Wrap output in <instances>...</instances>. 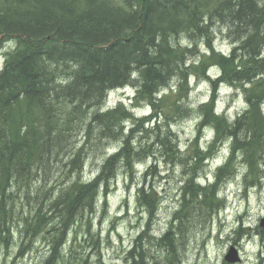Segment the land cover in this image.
<instances>
[{
    "label": "bare ground",
    "instance_id": "obj_1",
    "mask_svg": "<svg viewBox=\"0 0 264 264\" xmlns=\"http://www.w3.org/2000/svg\"><path fill=\"white\" fill-rule=\"evenodd\" d=\"M48 8L51 9L49 4ZM85 8L82 5L80 10ZM130 10L133 12L135 8ZM217 11L219 10L214 11L212 19L217 15ZM171 17V20L174 19L168 27L171 33L165 36L169 41V50L179 49L175 55L168 49L167 57L160 58V54L154 53L138 66L131 62V66H135L126 71L122 81L121 78L120 82L100 81L92 86H88L82 77V65L64 62H71L68 60L78 55V51L71 48L72 44L81 39L76 30L69 31L70 36L60 35L56 40L54 32L56 27L61 26V22L56 20L51 24L52 29L39 37L34 36V51L37 53L35 55H47L52 52L61 59V63L42 62L46 65L39 64L35 73H30L29 86H33V89L22 86V89L27 91L24 94L27 102L24 101V104H34L28 108L31 113H36L34 117H37V120L32 121L33 128L32 131L29 129V136L23 137L24 148L18 156L14 155L13 151L0 153V193H3L0 199H4L0 210L7 213L5 219L11 220L13 213L22 209L25 202L28 206H33L31 217L34 223L39 224L38 226L26 222L23 225L25 237L21 240L18 257H23L24 251L32 252L33 247L37 246L38 249H46L48 252L35 264H90L93 260L95 264H104L100 244L94 241L96 251L91 253L81 245L77 236L85 232L92 239L100 237L99 234H94L92 224L88 225L86 221L93 223L96 218L101 207L96 210L97 199L111 195L112 191H115L114 186L117 188L118 173H121V166L127 162V157L132 159L134 167L122 171L126 176L125 181L128 180L125 195L130 197L131 191L136 188L137 208L143 211L144 215L149 208L153 211L146 221L144 216L140 218V225L133 239L140 243L129 250L132 253L128 252L123 258V264H181L172 262L167 255L160 259L151 250L147 254L144 241L145 246L151 248L154 243H165L175 238L179 250L192 245L199 254L212 252V239H216L215 230L218 229L217 235L222 234L223 229L226 230L232 225V222L226 219L219 222L216 216L222 211L225 214L233 212L236 208L234 202L227 200L229 195L226 188L240 191L243 189L246 193L252 189L262 191L264 158L262 161L257 158L254 160L241 149L253 147L255 134L251 133L250 127L253 124L246 115L249 109L246 97L255 84L264 88V70L258 75L251 72L242 83L234 78L230 81L221 80V71L217 66L219 62L222 63L224 57H230L233 47L239 52V59L240 54L243 58L247 56V47L242 42H231L232 48L228 52L217 49L221 46L218 44L221 36L236 38L235 29L220 22L216 25L204 22L193 26L196 13L185 19L179 13L173 12ZM131 29L133 26L127 25L119 37L111 38L103 47L106 49L120 44L123 46V43L128 42L129 35L134 37L127 32ZM10 40L15 42L16 38L12 37ZM13 42L7 41L5 48L0 49V59L2 58L3 62V54L9 51L6 46ZM249 58H252L251 54ZM160 62H168L170 74L159 69L162 66ZM251 63L248 65L236 61L223 62L224 65H229V70L237 69L240 74L253 71ZM203 71L209 74L204 77L200 74ZM165 73L166 75H163ZM10 82V89L21 88L13 79H10ZM41 82L47 85L48 90L41 88ZM207 84L209 88L203 91L200 87ZM202 97L206 99L202 100ZM223 97L232 99L231 102L236 107L235 113L231 112V108L219 109L218 105ZM240 97L245 100V108L236 103L240 102ZM262 114L264 119V111ZM102 116L109 119H106V123L98 125ZM184 124V129L179 132ZM188 129L191 130L190 136L185 138ZM115 132L131 136H117L114 139V142L119 143L117 148L106 145L104 153L97 154V150L104 148V139L101 136ZM181 138H185L188 143L184 150L179 144ZM232 138L238 140L235 142ZM153 139L162 143L155 145ZM167 143H173L178 158L169 154L171 148ZM222 154H225L224 159H220ZM98 156L104 157L101 165ZM198 159L202 161L201 168H195ZM34 162L39 164L36 166ZM166 167L170 172L164 170ZM110 170H115L117 175H109ZM141 170H144L143 180L137 178L143 173ZM90 172L96 175L87 179ZM102 172L107 176L106 182L100 179ZM154 179L180 188L178 199L167 202L172 212L166 222L167 227L161 234H154L153 231L161 204L166 198L163 200L159 196L153 183ZM93 183H97V186ZM91 185L97 189L88 188ZM195 186L196 189L200 188L199 192L202 193L199 194L200 202L197 204L200 210L197 213L198 222L184 217L187 206L183 201V194L190 195L189 192ZM35 187L37 189L33 194ZM42 191L47 192L46 195ZM203 193H206L204 198ZM84 194L86 201L73 208V201ZM211 195L212 200L209 197ZM215 200L219 202L211 208ZM104 206L105 209L108 208L106 201ZM54 217L62 220L59 221L60 224H66L61 225L64 230L59 224L52 223L53 230L43 232L44 221L54 220ZM116 217L120 220L122 216ZM112 223L114 225V222ZM240 229L243 228L240 226ZM256 233L264 243V218L260 220ZM0 240L6 243L8 248V244L12 242L10 227L0 226ZM236 245L227 248L228 251L222 258L223 264L242 262ZM157 249L166 254L167 249L161 246ZM231 250L237 252V260L231 256Z\"/></svg>",
    "mask_w": 264,
    "mask_h": 264
},
{
    "label": "trees",
    "instance_id": "obj_2",
    "mask_svg": "<svg viewBox=\"0 0 264 264\" xmlns=\"http://www.w3.org/2000/svg\"><path fill=\"white\" fill-rule=\"evenodd\" d=\"M116 1L117 2L114 0H0V49L5 48L4 46L7 44V41L13 42V40H10L12 37L16 38V41L13 42L15 44V49H13L12 46L6 54H3L5 59L3 68L0 71V104H2L0 108V153L13 151L14 155L18 156L19 152H22V148H24L25 140L23 137L29 136L28 133H30L33 128H31L32 121L37 120V117H34L36 113H31V110L28 108L32 104L29 102L26 103L27 105L24 104V101L27 102L26 99H24V94L27 91H25V89L23 90L22 86L24 88L33 89V86H29L31 84L29 78H31L32 73H35V69L39 64L46 65L51 64V62L61 63V59H58L52 52L47 55L40 54L36 56L35 54L37 53L34 51L35 46L33 44V42H35L34 36L39 37L42 33L52 29L51 24L56 20L61 22V26H58V28L56 27L54 32L56 34L55 38L57 36L56 40L60 35L65 36L68 34V36H70L69 31L71 30H76L75 32H77L81 38L79 42L71 45V48L78 51H76L78 53L77 57L75 56L74 59L68 60L71 62H64L79 66L82 65V77L85 79L86 83H88V86H92L100 81L120 82L119 78H121L122 81L126 75V71L133 69L135 65L138 66L141 61L148 60L154 53L160 54V58H162V56L167 57V49L169 50L170 47L168 46L169 41L165 34L171 33L168 27L174 20H171L173 12L179 13L180 16L185 19L187 17L190 18L193 13H196L193 26H197L198 23L203 24L204 22L216 25L220 22L226 27L234 28L236 38H233V43H245L247 47V56L245 58L240 54L239 59V52L237 53L236 47H233L230 52V57H224L221 60L222 63L219 62L217 67L221 71V80L225 81L226 79L230 81L231 78H234L240 80L242 83L251 72L258 75L264 70V0ZM48 4L51 6V9H47ZM82 5L86 7L84 10H80ZM131 8H135V11L131 12ZM216 9L219 11H217V15L215 17L213 16L214 18L212 19L211 16ZM127 25L133 26V29L127 32L133 34L134 37L129 35L128 42L123 43V46L120 44L119 46H110L105 49L103 46L107 44L111 38L119 37V35L122 34V30ZM118 50L122 51L119 52ZM178 50V48H173L169 51L175 55ZM159 51H161V53ZM249 54L252 55V58H249ZM228 61H236L248 65L252 62L251 66L254 70L246 74H240L239 70H229V65L226 66L223 64V62ZM42 62L46 64H42ZM131 62L135 63V65L131 66V64H133ZM160 64L162 65L159 67L161 71L167 74L171 73L169 72L170 65L168 62H160ZM141 72L143 73L144 69H142ZM166 73L163 75H166ZM200 74L205 77L206 71ZM10 79H13L14 83L21 88L16 90L10 89ZM85 81L83 80V84H85ZM39 85L41 88H44V91L48 90L47 85L42 82L39 83ZM7 91L10 93L7 94ZM247 93L248 97H246V102L247 104L249 103V109L246 115L249 122L253 124L250 129L251 133L255 134V140L253 141V147L250 149L243 148L241 150L245 152V155L250 154L252 159L256 160L255 158H257L262 161L264 158V119L261 105L264 103V88L255 84ZM21 106H24V108H21ZM32 106H34V104ZM205 115L204 113V116ZM106 119L109 118L102 116V118L98 120L99 122L97 121L98 125L106 123ZM123 134L124 133L121 132H115L101 137L105 142L107 141L106 139L112 140L117 136H122L123 138ZM124 136L128 138L131 135ZM232 139L235 142L238 140L237 138ZM153 140L155 141V145L157 143H162L160 140ZM167 144H169L171 148L168 151L169 154L174 158H178L179 156L175 151L173 143ZM126 159L127 162L121 166L123 171L128 168L133 169L134 167L133 162H131L132 159L128 157ZM37 164L39 163L34 162V165L37 166ZM202 165L201 159H198L195 168H201ZM115 172V170H110L109 175L114 177L117 175ZM100 179L104 182L108 180L103 172L102 178ZM93 184L97 186V183ZM94 185L88 188L97 189ZM199 189L200 188L196 189L195 186V188L189 192L190 195L183 194V201L187 206L184 217L187 220L198 221L197 213L200 212V210L197 204L200 202L198 200L199 194H202L199 192ZM2 194L3 193H0V198ZM205 194L206 193H203V198L206 197ZM85 196L86 194L73 201V208L80 202L83 203L86 201ZM209 197L212 200V195ZM218 202L219 201L215 200L210 207L216 206ZM1 203L4 204V199H0V209L3 207ZM152 211L153 209H148L150 216H152ZM5 214L7 213L0 210V226L8 228L10 219H5ZM61 215L63 216V213ZM70 218H72V216ZM58 219L60 218L54 217V220L44 221V223L46 225L48 222L52 221L60 226L62 224L66 226L64 223L60 224L59 221L61 222L62 220ZM61 228L64 230L62 226ZM175 240L174 238V240L165 243L157 242L154 243L153 246L157 248L161 246L167 249L168 252L166 251V255L169 256L168 259L172 262L179 263L181 260L179 259L180 256H177L176 253L178 247ZM138 243L140 242L135 240L131 249L135 248ZM145 243L146 241H144V248L148 254L149 249L145 246ZM170 256L171 258L175 257V260L171 259Z\"/></svg>",
    "mask_w": 264,
    "mask_h": 264
},
{
    "label": "rangeland",
    "instance_id": "obj_3",
    "mask_svg": "<svg viewBox=\"0 0 264 264\" xmlns=\"http://www.w3.org/2000/svg\"><path fill=\"white\" fill-rule=\"evenodd\" d=\"M231 42L233 43V38L229 39L226 35H223L218 39V44H221V46L217 47V49L220 48L228 52L230 48H232ZM13 45V43L8 44L6 46V50L12 48ZM2 62L3 59L1 58L0 66L2 65ZM208 74L209 72H206V75ZM208 84L200 88H203V91H206L209 88ZM200 88L197 91H199ZM201 99L204 100L206 98L202 97ZM231 100V98L223 97L220 104L218 105L219 109L222 110L231 108V112L235 113L236 107L233 106L234 103L231 102ZM234 101L236 102V100ZM236 103L242 106V108L246 107L243 97H240V102ZM185 124L179 129V132L184 129ZM190 132L191 130L188 129L185 138L190 136ZM185 138H181V141L179 143L182 150H184L188 144L186 143ZM106 145H112L113 148H117L119 143L114 142V139L105 141L103 149H101L100 151L96 149L97 154L104 153L103 151H105ZM104 157H97L100 165L102 164V159ZM224 158L225 154H222L220 159ZM144 170H141V172L143 173L140 174L141 176L137 178L143 180V176H145ZM164 170L170 172V169H168L167 167ZM122 171L123 169H121L122 175L121 173H118L117 180L119 181L117 183V188L114 186L115 191H112V194L109 196H104L103 198H100V196L99 200L97 199L96 210H98L99 206L101 207L96 215V218H94V220L92 221L93 223H88L90 221L85 220L88 225L92 224L94 234H99L100 237L92 239L87 236L85 232H81L77 236V239L79 240L81 245L91 253H94L96 251L94 249L96 248L94 245V241H96L95 243L98 242L97 244H100V250L103 254L104 264H123V258L127 256L129 250L133 247V239L135 238L136 231L140 225V218L144 216V220L146 221L150 216L148 211V214L146 213L144 215L143 211L137 208V197L135 194L136 188L131 191L130 197L125 195V192L127 191L128 180L125 181L126 176L123 173L125 171ZM91 174L92 172H90V175L87 176V179L93 178L96 175ZM175 175L178 176L177 174ZM154 180L153 183L157 187L159 196H161L163 200L166 198L164 203L161 204L160 211L157 215L158 221L155 224L153 231L154 234H161L166 229V222L170 218L172 212V209L167 205V202H169L170 200L174 201L178 199L180 188L174 184L168 185L167 183H163L161 180ZM36 189V187L33 189V194H35ZM226 189L228 190L227 192L229 195V197H226L227 200L234 202L236 208L233 210V212H229L227 214L223 213L224 211H222L216 217L219 222L221 220L224 221L223 219H226L227 221H231L232 225L226 230L223 229L222 234L217 235L216 233L218 232V229L215 230L214 234L216 239H212L213 250L208 254H199L192 248V245H190L189 247H186L184 245L186 247V250L185 247H182V249L180 250L177 249L176 253L177 256H180L179 259L181 260V264H223L222 258L224 253L228 251L227 248H230L234 244L238 245L237 248L241 255L242 262L239 264H264V243L260 235L256 233V228L259 227L260 220L264 218V186L262 191L259 189H252L248 193L243 191V189L242 191L235 188L233 190L231 188ZM42 193L46 195L47 192L42 191ZM47 197L49 199V196ZM43 198L44 197H41V199ZM104 201H106L108 205V208L106 209L104 206ZM24 204L25 206L22 209L17 210L13 213L12 219L8 223V226L10 227V233L12 234V242L8 244V248L6 246V243H3L2 240H0V264H35L38 262V259H42L43 257H45L46 253L48 252V250H41L36 246L33 247L32 252L26 253V251H24L25 255L23 257L17 256L18 252H20L19 248L22 243L21 240H24L23 238L25 237L23 233V225H25L26 222L32 225H38L37 223H34V219L31 217L34 212V210H32L33 206H28V204H26L25 202ZM103 213L107 214L104 215ZM118 215L122 216L120 220L118 219L119 217H116ZM85 219L89 220L88 218ZM112 222H114V225H112ZM192 222L198 221L192 220ZM52 223V221L48 222L44 226V229L42 231L44 232L47 230L46 232H51L53 230ZM239 224L243 229H240ZM29 229L30 228H28V230ZM148 249L151 250L152 253L159 258L166 255L163 251H160L155 246H151V248ZM168 257L169 256H167V258ZM171 259L175 260V257ZM90 264H95L94 260Z\"/></svg>",
    "mask_w": 264,
    "mask_h": 264
},
{
    "label": "water",
    "instance_id": "obj_4",
    "mask_svg": "<svg viewBox=\"0 0 264 264\" xmlns=\"http://www.w3.org/2000/svg\"><path fill=\"white\" fill-rule=\"evenodd\" d=\"M230 254H231V256H232L235 260H237V258H238L237 252L231 250V251H230Z\"/></svg>",
    "mask_w": 264,
    "mask_h": 264
}]
</instances>
